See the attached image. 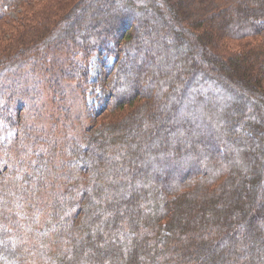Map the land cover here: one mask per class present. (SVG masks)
Here are the masks:
<instances>
[{
  "label": "trees",
  "instance_id": "16d2710c",
  "mask_svg": "<svg viewBox=\"0 0 264 264\" xmlns=\"http://www.w3.org/2000/svg\"><path fill=\"white\" fill-rule=\"evenodd\" d=\"M30 1L0 0V264H264V0H62L21 17ZM118 39L111 116L80 154L57 160L6 117L40 109L43 75L79 99L92 50ZM17 132L35 163L6 147Z\"/></svg>",
  "mask_w": 264,
  "mask_h": 264
},
{
  "label": "rangeland",
  "instance_id": "374dc122",
  "mask_svg": "<svg viewBox=\"0 0 264 264\" xmlns=\"http://www.w3.org/2000/svg\"><path fill=\"white\" fill-rule=\"evenodd\" d=\"M61 1L62 0H32L22 5L21 10L18 11L21 17H27L33 13H38L39 9L44 5H55ZM6 10L12 17L17 15L11 7H7ZM258 40H260V38H258ZM116 41L117 42H114L113 45L111 44L112 46L110 48H113L110 53L105 52V44L102 46H95V49L92 50L90 61L86 66L89 74V81L86 86L79 88V91L75 92L79 99L74 98L69 92H65L63 95L49 92L53 87L47 86L43 75L39 80V85L42 88H36L38 91L41 90L44 96V102L41 104L42 106L40 109H33L34 107L29 109L27 102H19L17 100L15 101L16 103H12L11 107L9 106L6 117L10 118L16 125L23 117L28 122L31 121L35 127L34 131L38 134L35 141L41 148L51 146L56 148V152L58 153L57 160H59L63 154L66 159L69 158L68 153H73V155H77V153L80 154L76 150V146L82 145L83 141L88 139L89 135L93 134L95 128L102 123L103 120L111 116V112L108 111L109 108H113V100L111 97L112 92L106 87L107 82L115 76V70L123 65V62L126 61L128 56L126 43L124 44L121 39ZM249 41L251 42L252 39ZM240 45H242V42L236 43L229 41L227 44L223 45V49L225 51H234V49L238 48ZM42 46L46 48V44ZM132 60L134 61V56ZM130 65L131 63L127 64V66ZM130 71H132V68H129V72ZM101 86H103L104 89H101ZM59 87L61 90L67 88L62 86V84ZM79 87H82V85ZM101 91H104L105 95H101ZM52 123H54V127H51ZM41 124H45L47 130H45ZM21 128L22 125L15 131H20ZM51 129H53L52 133L49 132ZM15 138L12 144L6 146L8 149L16 151L13 156L21 158L25 165L26 160L28 161L29 159H32L29 164L35 163L38 157L34 159V156L39 150L35 149L34 141H29L28 138L22 135L18 136V132ZM29 138L32 139V135H30ZM25 145H27V147L19 150H23L22 155L16 154L19 152L18 148ZM31 146L33 148H31ZM2 155L4 158H7L8 151L3 149L0 150V156ZM9 167V162L4 163L1 170L7 169L8 171ZM62 177L65 179L69 177L66 170H62Z\"/></svg>",
  "mask_w": 264,
  "mask_h": 264
}]
</instances>
